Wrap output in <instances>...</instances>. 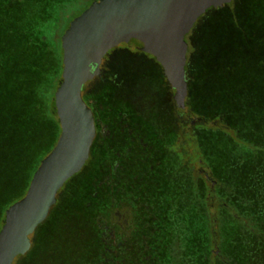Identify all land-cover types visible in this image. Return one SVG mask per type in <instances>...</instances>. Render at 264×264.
<instances>
[{"label": "trees", "instance_id": "16d2710c", "mask_svg": "<svg viewBox=\"0 0 264 264\" xmlns=\"http://www.w3.org/2000/svg\"><path fill=\"white\" fill-rule=\"evenodd\" d=\"M83 1L87 2V8L93 0H0V160L14 161L17 170L21 166L19 160L34 145L38 157L32 171H36L40 159L53 148L61 130L54 92L62 80L63 63L62 56L52 52L45 34L46 23L51 18L46 7L54 4L70 8ZM219 10H223L222 7L211 8L205 14ZM245 14L244 20H229L221 26L225 24L234 35L244 38L249 34L245 21L251 13ZM215 21L211 18L205 28L198 61L193 67L188 62L186 66L188 96L191 92L194 108L218 122L199 135V150L194 149L191 157L188 158L184 143H178L182 154L174 157L163 152L165 161L172 157L175 169L180 172L174 183L180 250L183 248V253L193 258L194 264H264V120L256 117L250 124L239 120L233 106L224 102L227 93L223 88L221 93L219 90V98L212 102L205 103L200 94L207 77L224 75L230 67V49L219 46L227 40L223 38L216 43L211 40L221 27L215 29L212 26ZM254 28L264 31V23H257ZM245 39L235 45L236 48L243 50L252 42L250 36ZM51 53L52 63L48 58ZM209 56L217 61L212 63L214 67H206L203 65L206 62L201 61ZM191 73L194 81L190 80ZM211 134L225 136L236 147L243 148L242 154L228 162L229 166L239 169L235 174L215 172L213 157L202 145L204 137ZM188 143L192 145L197 141L191 138L186 145ZM193 159L199 166L208 165V175L217 180L215 193L211 187H206L207 179L181 175L182 165ZM99 162L96 150L92 151L87 161L91 165L84 190L74 189L71 179L75 175L60 189L49 216L35 231L30 251L23 255L25 264H97L107 257L103 253L105 244L100 224H106L110 200L106 181L100 183L103 172L98 168ZM14 201V198H1L2 224V212Z\"/></svg>", "mask_w": 264, "mask_h": 264}, {"label": "water", "instance_id": "95a60500", "mask_svg": "<svg viewBox=\"0 0 264 264\" xmlns=\"http://www.w3.org/2000/svg\"><path fill=\"white\" fill-rule=\"evenodd\" d=\"M233 0H93L61 37V82L54 101L61 130L41 160L25 195L5 211L0 229V264H14L32 247L31 236L47 219L60 189L85 166L96 137L95 117L83 86L100 71L103 57L126 43L151 54L185 108L189 92L186 36L211 8Z\"/></svg>", "mask_w": 264, "mask_h": 264}, {"label": "flooded vegetation", "instance_id": "af4514ba", "mask_svg": "<svg viewBox=\"0 0 264 264\" xmlns=\"http://www.w3.org/2000/svg\"><path fill=\"white\" fill-rule=\"evenodd\" d=\"M120 48H125L127 55L131 51L154 58L121 43L103 57L99 73L83 86L82 96L93 111L97 131L90 150H96L97 160L100 159V183L106 181L110 200L106 224H100L107 257L97 264H177L181 246L174 183L179 172L172 166V157L165 161L163 152L171 155L174 151L169 136L176 133L173 127L178 124L177 113H185L186 108L180 109L170 92L175 113L162 111L156 99L160 96L155 98L152 90L148 93L146 88L130 84L118 92L125 83L118 81V65L111 62ZM151 65V76L156 67L161 70L158 78L152 80L162 83L163 92H175L163 81L160 64ZM190 123L195 124L192 120ZM167 128L170 133L164 131ZM205 177L209 179L206 173Z\"/></svg>", "mask_w": 264, "mask_h": 264}, {"label": "rangeland", "instance_id": "374dc122", "mask_svg": "<svg viewBox=\"0 0 264 264\" xmlns=\"http://www.w3.org/2000/svg\"><path fill=\"white\" fill-rule=\"evenodd\" d=\"M246 1L247 0H233L231 3L224 5V7H222L223 10L204 14L198 20L196 26L191 30L190 34L186 36V40L189 45L188 65L190 64L191 67H193L192 64L198 61V57L201 54V49L199 48L206 33L205 28L206 26H209V21L211 18L216 19L214 23L215 25L212 26L217 29L219 26H221L222 22H228L229 20L232 21L236 19L244 20L246 18L245 12L251 13L245 21L246 28L249 31V34H246L245 37H252V42L245 45L246 47L243 50L236 48L235 45L241 41L243 43V41L246 40L245 37H237V35L232 33L231 29H226L224 27L226 26L225 24L218 28L220 30L216 32V35H214L215 37H212L211 40L213 43H216V41L219 42L223 38L227 40L225 43L220 42L219 46L224 49H230L231 53L230 55L228 54V56H230L228 60L230 62V67L227 69L228 71H226L224 75H217V77L211 75L210 77H207L202 87H200V94L205 103L217 100L220 93L224 89V91L227 93V98L224 102H227L233 106L239 120L247 121L250 124L251 121H253V119L256 117L262 118L264 120V31H259L254 28L257 23H264V0H248L247 4ZM86 4L87 2L83 1L81 3L72 5L70 8L61 7L54 4L46 7L51 18L46 23L47 31L45 34L49 38L48 42L52 45V52H56L58 55L62 56L61 37L65 30L69 27L71 21L85 10ZM237 23L238 22H236V24ZM232 24L235 25L234 22ZM232 30L234 29L232 28ZM124 50L125 48H120L118 50L119 52L113 56V62H111L118 65V68H112H116L115 70L118 69V81H120L122 84L125 83V87L120 88V90L118 89V92H123L130 84L131 87L135 85L137 88L139 87L142 90L146 88L148 93L152 90L155 92V98L157 95L160 96L159 99L156 98L158 100V107H161L162 111L164 112L170 113L172 111L175 113V101L173 102L170 96V93L173 95L174 92L171 90H166L163 92L162 83L159 84L157 80H152L158 78L157 76L160 75V67H156L158 71H156L157 69L152 71L153 76L149 74V69L153 66L151 64H158L157 60L138 52L130 51L127 55L125 54ZM225 55L226 53L224 56ZM48 58L49 60L51 59V63L54 61V56L52 53L51 55H48ZM150 60H152V62ZM201 61L204 63L206 62L203 64L204 66L206 65V67H214L212 63H217V61L214 58H211V56L206 57V59L204 58ZM221 64L222 66L224 65V67L226 66L223 64V61ZM189 76L191 77L190 80L194 81V75L191 73ZM164 78L163 81H166L167 84L170 85L165 76ZM190 95H192L191 92L186 99L187 104L185 107V113H177L178 124L176 125V128L173 127L176 129V133H174L172 136H169V142L172 143V146L175 145V148H173L174 151L171 152V155L174 157L180 153L182 154L183 149L182 147L178 146V143H184L183 145L186 146L185 148L189 152L188 158L191 157V153L193 154L192 151L194 149L199 150V135L205 130L215 127L218 122V119L211 120L208 115H205V112L198 111L197 107L194 108ZM188 115L190 117H188ZM191 120L195 122L194 125L190 123ZM169 130L170 129L167 128L164 131ZM191 138L197 141V143H193L192 145L188 143L186 145L187 140H191ZM13 139L14 137L12 134L11 140ZM231 142L232 141L230 139L219 134H211L210 136H205L203 139L202 145L207 149V151L211 153L213 157V163L216 167L215 172L217 174H235L239 170L236 169V166H229L228 162L232 158L242 154L243 148H238ZM45 143L46 142H43L44 145ZM13 146L14 149L17 150L18 146L15 140H13ZM28 149L31 150L27 151L28 153L25 154L22 160H19L21 166L18 170L15 168L16 166H14V161L0 160V209L2 208L1 198L6 200L8 198H14V200L16 199L17 201L25 195L28 189L29 183L35 172L32 170L38 157L36 155V148L34 145ZM52 149L53 148H51V150ZM47 154H45L44 157ZM44 157H42V159ZM42 159H40V162ZM90 163H86L84 169L80 173H77L74 178L72 177L73 179L71 180H73V186L76 191H81L82 189L84 190L86 188L88 181L87 175L90 173L88 171V168L91 165ZM168 165L170 166V161L168 162ZM172 166H175V164ZM182 166L184 168H182L181 175L194 176L197 179H205V173L209 174L210 171L208 165L206 166V164H203L199 166L194 159L192 161L187 160V163ZM210 178H212V182ZM210 178L208 181L206 180L207 182H205V185L208 189L211 187L215 193V189L213 188H215L217 180L213 177ZM6 180L10 181L11 183L8 184ZM2 182L7 183L8 185H4ZM6 209H4L2 212L4 218ZM1 221H3V219L0 218V229L3 225ZM35 237L36 232L31 236L32 242ZM183 252V248L179 250L177 264H194L193 258L186 256ZM25 261L26 258H24V256H19L16 258L14 264H25Z\"/></svg>", "mask_w": 264, "mask_h": 264}]
</instances>
